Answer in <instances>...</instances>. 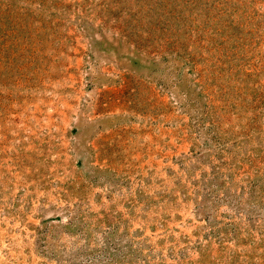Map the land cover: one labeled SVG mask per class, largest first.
<instances>
[{"label": "rangeland", "instance_id": "1", "mask_svg": "<svg viewBox=\"0 0 264 264\" xmlns=\"http://www.w3.org/2000/svg\"><path fill=\"white\" fill-rule=\"evenodd\" d=\"M0 264H264V0H0Z\"/></svg>", "mask_w": 264, "mask_h": 264}]
</instances>
